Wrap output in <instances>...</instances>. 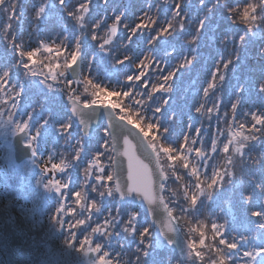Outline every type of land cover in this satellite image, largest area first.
<instances>
[{
  "label": "snow or ice",
  "instance_id": "snow-or-ice-1",
  "mask_svg": "<svg viewBox=\"0 0 264 264\" xmlns=\"http://www.w3.org/2000/svg\"><path fill=\"white\" fill-rule=\"evenodd\" d=\"M91 3L92 0H12L11 3L0 0V38L7 42L11 52L9 58L0 59V93L8 98L0 99V105L11 108L8 120L16 122L18 132L29 133L27 145L33 151L41 139V128L46 135L58 137L73 149V159L57 152L42 164L49 175L47 187L61 197L54 218L67 229L69 242L76 245L77 231L91 228L79 241V250L94 253L95 264H114L108 249H112L115 241L132 237L131 242L136 245L135 264H144L154 247L155 226L147 223L140 213H129L127 208L121 210L120 203L126 206L136 203L135 199H125L134 192L149 204L165 209L166 232L179 229L184 234L186 264H257L258 259H264V246L241 249L248 237L235 234L230 237L226 219L211 218L213 243L209 246L205 242L207 221L198 220L193 227L191 218L203 216L205 204L226 184L242 181L247 168H259L264 163V112H242L245 118L251 117L250 128L246 122H236L237 109L246 103V87L264 106V70L254 79L257 74L249 70L254 65H247L243 59L249 37L255 39L257 33L264 37V0H198L203 15L195 21L188 18L187 9L191 8L188 0H167V12L148 4L141 22L129 29L121 52L116 51L113 40L127 8L120 9L111 26L106 19L90 18L86 23ZM26 5L30 6L34 31L47 36L37 40L34 48L26 47L23 34L13 26L17 14L23 15ZM56 10H60L59 14ZM159 21L162 26L158 25ZM185 21L191 25V31ZM102 26L106 32L99 36L97 32ZM183 37L188 38L185 43L181 42ZM133 38L142 40L144 47L139 44L134 47ZM212 45L215 71L211 73V82L203 88L202 99L213 107L208 108L193 98L192 109L186 114L190 121L188 129L200 124L201 127L195 128L199 139L183 135L181 143L180 135L175 134V122L180 117L170 101L178 90V81L194 67L201 51ZM259 55L264 56V47L259 49ZM149 67L153 71L146 74ZM233 77L236 80L231 93L235 102L230 104L233 123L225 130L228 134L224 143H220L218 133L211 138L210 146L205 147L199 135L204 120L215 117L219 123L229 118V112L221 114V97L216 95L213 101L210 92L223 90L226 80ZM35 97L44 98L40 111L24 110L21 116L24 103L32 104ZM103 112L111 114L106 124L101 119ZM4 114L5 109L0 106V117ZM90 124L103 135L96 141L99 147L84 169L83 186L76 191L80 179L77 161L91 151L85 150ZM77 125L83 127V135ZM256 144L259 154L252 156ZM218 152L224 154L222 163L215 160ZM58 156L59 162H55ZM101 157L107 163L102 164ZM238 162L240 175L236 171ZM180 168L185 170L189 183L178 193L168 184L172 179H181L176 175ZM69 170L75 175H70ZM250 179L255 189L247 192L244 199L251 203L259 194L264 204V181L255 176ZM69 200L72 202L68 203ZM252 215L261 217L258 226L264 229V208H257ZM93 223L95 227L91 226Z\"/></svg>",
  "mask_w": 264,
  "mask_h": 264
},
{
  "label": "trees",
  "instance_id": "trees-1",
  "mask_svg": "<svg viewBox=\"0 0 264 264\" xmlns=\"http://www.w3.org/2000/svg\"><path fill=\"white\" fill-rule=\"evenodd\" d=\"M8 2L11 3L12 0H8ZM81 2H86V0H81ZM177 2H180V0H177ZM188 3L191 4V8L187 9L188 18L189 20L195 21L197 17L203 15V12L199 8L198 0H188ZM148 4L160 6L165 12L168 10L166 7L167 0H107V4L104 3V0H92L89 14L85 17V22L88 23L90 18L93 20L106 19L107 24L111 26L114 23V16L120 14V9L127 8V13L121 18L117 26V35L113 40L116 51L121 52L126 42L129 29L134 27L136 23L141 22L140 17L144 11H147ZM25 7L26 10L23 15L17 14V21L13 22V26L23 34L22 39L25 41L26 47L34 48L37 46V40L47 39V36H40L34 31L35 26L32 16L30 15V6L26 5ZM56 11L57 14H59L60 10ZM173 23H175V21H173ZM185 23L188 31H191V25L188 21H185ZM125 25H128V28H125ZM158 25L162 26V21H159ZM89 26L91 27L92 25ZM70 27L69 25V28ZM228 31L231 32L232 29ZM105 32L106 29L102 26L97 34L103 36ZM187 39V37H183L181 38V42L185 43ZM133 40L134 47L136 44H139L140 47H144L142 40L137 41L136 38H133ZM261 47H264V37H261L259 33L256 34L255 39L251 36L249 37V43L247 45L248 50L243 59L247 65H254V67L249 68L250 71L257 74L254 79H258L260 72L264 70V56L259 55V49ZM214 55V45L206 47L201 51L194 67L186 72L181 80L178 81V90L174 94L172 101H170L173 110L177 111L180 117L175 122V134L180 135L181 143L183 142V135H187L190 139L197 137L195 128L201 127L200 124H193V128L191 130L188 129L190 121L187 119L186 114L192 109L193 98L199 103H205L208 108L213 107L212 103L202 98L203 88L207 87L208 83L211 82V73L215 71L213 61ZM10 56L11 52L7 42L0 38V59H6ZM145 63L147 64L149 61L145 60ZM145 71L146 74H150L153 69L149 67ZM85 74L87 75V73ZM236 79H239V77H236ZM151 82L152 81L149 82V86ZM113 83H115V81H113ZM235 83L236 80L233 77L230 80H226L223 90L215 94L210 92V97L213 101L216 95L221 97V114L227 111L229 112V118L227 122L221 120L219 123L216 121L215 117H213L211 121L204 120L199 135L203 137L205 147L210 146L211 138L217 136L218 133L221 134L219 135L220 143L222 144L225 142V135L228 134L225 130L233 123L230 104L235 102V97L231 96V93L235 90L233 87ZM245 92L246 103H244L241 108L237 109L236 122H246V126L250 128L251 117L245 118L242 112L245 110L264 112V106L261 105L260 99L257 98L254 93L249 92L248 87L245 88ZM156 95L159 94L157 93ZM136 98L141 99L139 96ZM0 99L7 100L8 98L4 96L3 93H0ZM29 99L31 100L32 98L29 97ZM44 102L43 97H35L32 104L28 102L24 103L22 100L24 105L22 106L21 116L24 110L31 111L35 109L36 111H40V105ZM125 103H128L127 99H125ZM0 106H3L5 109V114L0 117V134L3 131L10 133L11 131L17 130L16 122L8 120L7 113L11 111V108L7 107V105ZM197 106H199V104H197ZM63 111H66V109L62 110V112ZM19 118L20 117H17L16 120H19ZM77 127L81 129L79 125H77ZM205 129L207 130V134H205ZM232 130L237 131L236 129ZM80 134L83 135L81 131ZM100 135H103V133L100 129H97L95 134L85 138V150L88 151L91 149V151L87 157L82 154L80 160L77 161L80 179L75 189L76 191L81 190L83 186L84 169L88 166L92 156L99 147L96 141ZM40 136L41 139L37 141L39 156H43L45 153L47 155H55L58 152L62 153L66 159H73V149L65 146L63 140H59L58 137L51 134L46 135L43 128H41ZM197 138L199 139V137ZM0 144L4 145L0 147V149L6 152L7 148L5 145H7V142L2 139L1 135ZM258 154L259 144H256L251 155L256 156ZM1 157L2 155H0V159ZM101 158L103 160L106 159L105 157ZM57 159L59 160V156ZM215 160L217 163H222L224 154L218 152L215 156ZM209 163H211V161H209ZM236 171L237 175H240L239 162L237 163ZM31 173L35 181L38 175L37 166H35ZM19 174L20 173L8 171L5 177H2L0 180V264H4L5 261H7V264H79L83 258L80 256L85 254V252L79 250V241L83 240L84 235H87L91 231V228H88L85 232L77 231L76 245L69 242L70 237L66 228L57 224L56 230L53 231V227H51L50 223L56 221L54 213L60 202L58 204L55 196H53L54 190L47 187V184L44 183L47 174L43 175L41 173L38 183H35L32 179H28L27 184H24L23 178H20ZM69 174L75 175L71 170H69ZM176 175L180 176L181 179L179 181H175L174 179L170 180L168 187L180 193L183 190V186L189 183V177L182 168L178 169ZM252 176L264 181V163H262L259 168H247L242 181L237 180L233 181L232 184H226L224 189L218 192L217 196L213 197L211 202L205 204L203 216H194L191 218L193 227H195L198 220L207 221L208 228L205 229V231L208 239H206L205 242L209 246L213 243L211 240V218L214 216H219L220 219L227 220L228 235L230 237L233 236V234L238 237H248L244 243L241 244V249L264 246V229L258 226L261 222V217L252 215V212L257 208H264V204H262L259 194L254 196L251 203L244 199L247 192L254 191L255 189V184L253 180L250 179ZM6 181L11 182V188L6 185ZM165 195H167V193H165ZM67 202L71 203L72 201L69 200ZM117 203H120V201H117ZM39 205L43 206L40 210H38ZM76 207L79 211V206L77 205ZM109 207H112V205L110 204ZM120 208L122 211L127 208L129 213H140L142 216H145L147 223L151 224L145 212L138 204L135 203L131 206H126L120 203ZM46 213L49 215H46ZM95 218L94 216L92 219L95 220ZM91 226L94 227L95 224L93 223ZM58 227L60 228L58 229ZM81 227L83 228L84 226ZM93 239L95 241V237H93ZM132 239V237H127L121 241L117 240L114 242L112 249H108L110 252L109 258L114 264H135L136 245L134 242H131ZM152 239L154 241V247L144 264H175L177 260H181L182 264H186L187 256L181 259L177 251L172 250L168 246L159 247L157 245L154 229ZM119 245H123V247ZM69 256L71 257V262H69ZM257 264H264V259H258Z\"/></svg>",
  "mask_w": 264,
  "mask_h": 264
},
{
  "label": "water",
  "instance_id": "water-1",
  "mask_svg": "<svg viewBox=\"0 0 264 264\" xmlns=\"http://www.w3.org/2000/svg\"><path fill=\"white\" fill-rule=\"evenodd\" d=\"M101 119L102 121L108 122L111 119V114L107 112H103L101 113ZM95 128L96 127L94 124H90L88 128V133L91 134ZM27 135L28 132H24V133L18 132L13 137L14 154L17 162L22 161L25 157L33 156L32 148L24 143V138ZM125 199H129V200L135 199V201L138 202L143 207V209L148 213L149 218L151 219L152 223L155 225L158 244L160 246H164L165 244H167L170 247L178 250L181 256L184 257V255L187 252L184 241V234L179 229H177L175 232H166L164 230V225L166 224L167 221V212L162 206L158 204H149L139 194L134 192L129 193L125 197Z\"/></svg>",
  "mask_w": 264,
  "mask_h": 264
},
{
  "label": "rangeland",
  "instance_id": "rangeland-1",
  "mask_svg": "<svg viewBox=\"0 0 264 264\" xmlns=\"http://www.w3.org/2000/svg\"><path fill=\"white\" fill-rule=\"evenodd\" d=\"M15 133L14 131H11L10 133H8L7 131H3L1 132V137L3 140H5L7 142V145H5L6 152H3L0 149V155H2L1 159H0V177L2 176L3 178L5 177L6 173L8 171L10 172H16V173H21V174H27L28 176H30V172L32 171V168H35V158L30 159L25 161L24 163L21 164H17L14 160V155H13V147L11 144V138L13 136V134ZM29 138V137H28ZM28 138L26 139V142L28 140ZM4 145L0 144V147H2ZM40 173H42L43 175L46 174V171L44 170V168L42 167V165H40ZM45 183L49 182V178L46 179L45 178ZM87 252H85V254H82L80 257L83 259L81 264H84L85 261H88L87 257ZM96 260V259H95ZM94 260V261H95Z\"/></svg>",
  "mask_w": 264,
  "mask_h": 264
}]
</instances>
